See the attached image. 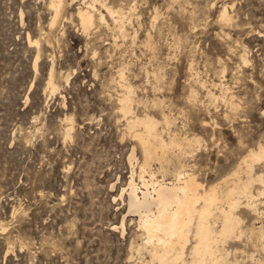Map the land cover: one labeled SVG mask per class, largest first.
Returning <instances> with one entry per match:
<instances>
[{"label":"rangeland","instance_id":"1","mask_svg":"<svg viewBox=\"0 0 264 264\" xmlns=\"http://www.w3.org/2000/svg\"><path fill=\"white\" fill-rule=\"evenodd\" d=\"M52 1L0 0V264H162L123 193L133 171L140 188L186 166L221 197L237 183L264 190V159L251 173L245 159L264 148V0H98L106 20L96 13L89 32L78 11L91 1L65 0L54 26ZM128 88L135 116L192 146L142 170L120 108ZM235 197L240 224L219 248L231 264H264V197ZM193 231L175 264L192 261Z\"/></svg>","mask_w":264,"mask_h":264},{"label":"bare ground","instance_id":"2","mask_svg":"<svg viewBox=\"0 0 264 264\" xmlns=\"http://www.w3.org/2000/svg\"><path fill=\"white\" fill-rule=\"evenodd\" d=\"M89 1L91 3L89 5L86 4V9L80 8L78 11L84 32H89L96 25V13L100 15L101 20H106L105 14L96 8L98 0ZM64 3L65 0L52 1V5L56 8V15H54L52 26L62 16V9L65 7ZM103 6L106 7V11L110 17L115 18L119 16V12L108 7L107 3L103 4ZM223 19L227 21L230 19L227 9L223 14ZM120 21L116 20V23ZM119 24L121 25L118 28L124 34V26L122 23ZM29 42L38 43L33 42L31 39ZM120 75L121 77L123 76L122 71ZM54 79L55 71L53 68L50 74V81L48 82L52 88V92L58 90ZM126 91L127 93L120 99V108L129 119L128 127L131 133L141 142L145 158L144 164L141 167L142 170L153 160L162 161L165 158V151L169 148L192 146V140H179L177 137L172 138L169 143H166L162 138L161 132H159L158 123L153 118L149 116L139 118L133 114L132 91L129 88ZM164 123L166 126L171 125L168 117H165ZM136 128L139 129L137 130ZM158 149H161L162 154L159 153ZM132 158H134V155H132ZM247 158L251 159L248 165L249 172L251 173L254 169L253 162L264 159V148H260L259 151H251L245 159ZM185 167L182 166L180 168L179 166L180 169L174 174L176 182L167 183L165 179L158 180L155 178L154 173H151V183L144 181L143 188H140L136 183L135 171H133L128 188L123 190V193L127 192L128 194L129 212L140 217L139 226L147 237L146 243L153 247L151 254L154 261L159 260L162 264H175L177 260L183 259L193 231L192 225L195 222L193 233L197 242L193 245L192 256L190 255L192 259H189L192 261L189 264H231L232 262L230 263L227 258L229 254L225 255L220 250L219 242L224 243L228 238L233 237L240 224V220L235 214V210L240 203L235 195L238 192L244 194L247 197L248 205H253L259 197H264V190L258 191L256 195L251 191H245L237 183L233 188L225 191V196L221 197L217 187H211L208 190L202 191L203 185L194 174L188 173ZM222 200L229 205V209L228 207H219ZM199 204L203 205L199 206ZM216 208L219 214L215 212ZM217 220L221 221L219 223L221 224L219 230L215 228ZM122 229L125 232L124 222L122 223ZM261 235L262 239H264L263 230Z\"/></svg>","mask_w":264,"mask_h":264}]
</instances>
